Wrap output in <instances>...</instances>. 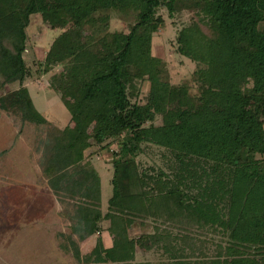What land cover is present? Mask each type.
I'll use <instances>...</instances> for the list:
<instances>
[{
    "label": "trees",
    "instance_id": "trees-1",
    "mask_svg": "<svg viewBox=\"0 0 264 264\" xmlns=\"http://www.w3.org/2000/svg\"><path fill=\"white\" fill-rule=\"evenodd\" d=\"M161 10L191 13L175 39L177 55L194 65L180 84L153 54ZM47 13L63 31L37 75L51 74L46 88L70 119L41 141L43 175L70 204L64 213L80 241L104 222L112 239L84 258L70 241L76 261L130 264L138 246L161 251L165 264H264V0H0V110L37 127L50 125L23 86L31 77L23 56L30 18ZM114 16L125 29L111 30ZM94 148L112 157L105 213L99 173L85 157ZM151 148L163 168L139 164ZM134 220L179 231L135 240ZM193 229L215 237L212 255L194 245Z\"/></svg>",
    "mask_w": 264,
    "mask_h": 264
},
{
    "label": "rangeland",
    "instance_id": "rangeland-1",
    "mask_svg": "<svg viewBox=\"0 0 264 264\" xmlns=\"http://www.w3.org/2000/svg\"><path fill=\"white\" fill-rule=\"evenodd\" d=\"M165 27L153 37V54L166 60L170 81L180 84L188 80L194 70L188 60L175 52V39L178 32L188 25L191 13L180 11L173 18L167 11L161 10ZM56 20L50 14L34 15L27 28V44L24 61L31 71V77L23 86L27 89L36 110L47 120L50 126L37 127L22 123L18 114L0 110V264H84L76 261L70 241L75 243L82 258L91 254L96 246L108 249L112 239L107 232L108 222L102 223L103 232L85 241H80L77 234L72 233V222L64 211L71 212L68 202H61L48 186L41 166L43 148L41 141L48 129L63 130L69 123L70 114L61 99L46 84L51 74L37 75L38 63L46 54L53 40L63 31L56 29ZM126 23L117 16L111 20V30L125 29ZM58 71V69L56 70ZM20 86L7 85L1 92L5 95L17 90ZM149 83L141 88V98L147 94ZM143 101V100H142ZM96 148L86 152L85 157L99 173L101 179V210L107 211V202L112 195L109 171L112 157L107 153L95 154ZM111 151H117L112 147ZM89 153H92L89 155ZM145 169L163 168L156 148L148 149L145 155L138 158ZM175 230L172 223L161 224L160 221L134 220L129 229V237L137 240L142 235H152ZM182 229V227L180 226ZM191 232L194 245L200 246L205 253L213 254L215 239L212 235ZM219 241V238L217 237ZM204 243V244H203ZM167 257L156 248L148 251L136 247L135 260L130 264H165Z\"/></svg>",
    "mask_w": 264,
    "mask_h": 264
}]
</instances>
